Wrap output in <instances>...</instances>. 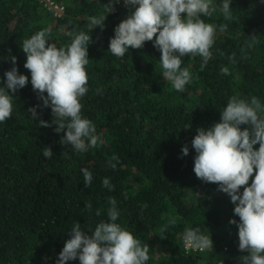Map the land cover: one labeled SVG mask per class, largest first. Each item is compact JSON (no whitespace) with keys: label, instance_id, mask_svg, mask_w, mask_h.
Listing matches in <instances>:
<instances>
[{"label":"trees","instance_id":"1","mask_svg":"<svg viewBox=\"0 0 264 264\" xmlns=\"http://www.w3.org/2000/svg\"><path fill=\"white\" fill-rule=\"evenodd\" d=\"M53 1L64 7L61 16L40 0H0V87L12 67L11 55L17 57L19 73L29 79L14 94L10 119L0 122V264H56L76 223L92 232L108 220L110 197L117 202L116 223L142 246L149 245L145 264H243L248 253L239 250L238 227L229 223L239 222L235 205L218 184L197 178L191 142L198 128L220 121L233 95L249 101L256 96L264 105V0H230L232 20L222 14L223 0H213L216 11L202 19L227 24V31L217 27L213 56L203 70L202 57H182L181 67L191 73L182 92L162 76L161 52L152 41L129 48L123 57L109 51L115 27L134 10L124 0L108 13L109 0ZM101 15H106L104 28L90 31L89 17ZM44 28L50 29L48 42L57 47L71 43L68 31L91 36L85 66L88 91L80 103L81 115L103 139L99 147L71 150V145L60 144L64 133L55 132V125L39 126L40 119H53L50 106L37 107L39 115L33 119L27 111L43 102L33 90L21 46ZM253 39L256 43L248 48L246 42ZM222 67L230 74H222ZM184 145L189 148L186 156ZM45 146L52 148L51 158L43 156ZM113 155L119 158L112 161L115 169L109 164ZM82 168L92 174L90 187L84 186ZM104 178L111 191L103 186ZM89 202L91 211L85 208ZM170 218L175 225L168 224ZM189 227L210 235L213 247L186 250L182 234Z\"/></svg>","mask_w":264,"mask_h":264},{"label":"clouds","instance_id":"2","mask_svg":"<svg viewBox=\"0 0 264 264\" xmlns=\"http://www.w3.org/2000/svg\"><path fill=\"white\" fill-rule=\"evenodd\" d=\"M119 2L109 0L107 13L114 11ZM124 4L134 10L115 27L109 51L116 57H123L129 48L140 49L146 41H152L161 52V74L176 91H184L191 81L189 69L181 67L182 57H202L203 70L213 56L210 49L217 27L220 32L228 28L227 24L216 26L202 19L211 17L216 11L213 0H124ZM221 11L226 20L233 19L230 0H223ZM105 19L106 15L89 17L90 31L96 26L103 29ZM66 35L72 37L66 47L48 42V28L23 40L21 47L27 57L24 67L31 74L33 90L43 102L27 111L33 119L39 115L37 107L50 106L53 119H40L39 126L55 125V132L64 133L60 144L71 145V150L82 153L103 144L93 122L81 115L80 98L88 91L87 46L92 40L84 31L72 30ZM255 43L253 39L246 45L252 48ZM8 59L12 67L4 73L6 80L0 87V122L10 119L14 94L29 82L28 76L18 71L17 57L11 55ZM229 60L234 62V55ZM221 72L230 74L228 67H222ZM241 125L247 127L242 129ZM191 143L196 153L193 170L197 178L218 184V190L228 194L235 205L233 211L239 222L230 219L229 223L238 227L239 250L248 253L242 258L243 264H264V105L256 96L249 101L233 95L221 111L220 121L209 128H198ZM257 144L258 149L254 148ZM188 153L189 148L184 145L182 154ZM43 156H53L50 146H45ZM118 160L116 155L111 157L109 164L113 169L117 165L112 161ZM81 172L84 186L90 187L91 172L88 168H82ZM102 183L112 190L108 178ZM108 203L111 205L107 210L108 220L98 223L94 231L81 229L80 223L72 227L56 264H66L77 258L79 264H145L149 260V245L142 246L129 230L116 223L119 211L115 198L110 197ZM85 208L91 211V203L85 204ZM96 215H100V210ZM175 223L173 218L168 221L170 225ZM167 227L165 225L164 230ZM182 239L186 250L204 251L213 247L210 235L202 234L198 227L186 228Z\"/></svg>","mask_w":264,"mask_h":264},{"label":"built area","instance_id":"3","mask_svg":"<svg viewBox=\"0 0 264 264\" xmlns=\"http://www.w3.org/2000/svg\"><path fill=\"white\" fill-rule=\"evenodd\" d=\"M40 2H42V4L44 5L46 9L52 11L55 16H61L64 13V7L61 4L55 3L53 0H40ZM183 15L185 14H182V16ZM188 250H191V249H188ZM195 251H199V250H195ZM199 252H202V251H199Z\"/></svg>","mask_w":264,"mask_h":264}]
</instances>
